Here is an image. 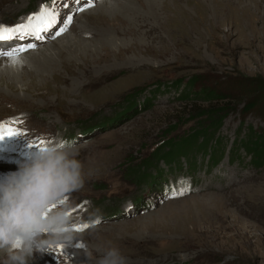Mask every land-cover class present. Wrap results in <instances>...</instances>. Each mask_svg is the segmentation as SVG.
I'll return each instance as SVG.
<instances>
[{"label":"rangeland","instance_id":"374dc122","mask_svg":"<svg viewBox=\"0 0 264 264\" xmlns=\"http://www.w3.org/2000/svg\"><path fill=\"white\" fill-rule=\"evenodd\" d=\"M104 1L72 14L68 30L52 38L63 44L43 41L18 57L53 45L49 50L63 53L54 56L55 73L28 78L30 68L9 79L2 74L7 58H0V123L16 121L10 127L24 134L0 141V154H7L0 181L32 158L41 139L54 138L74 141L84 179L68 197L72 230L89 227L73 231L60 250L34 252L28 264H96L98 246L117 248L125 264H264V167H253L243 149L250 131L264 136V119L244 116V104L236 103L219 131L196 140L192 133L209 125L197 116L214 104L187 96L193 79L194 91L262 96L256 89L264 87V0H157L147 28L120 32L109 55L100 46L95 56L67 55L68 39L113 32L110 23L86 18ZM45 2L0 0V25L25 21ZM118 3L142 13L146 0ZM72 4L57 0V28ZM76 21L91 34L75 35ZM26 41L0 43V51ZM63 60L73 62L75 75Z\"/></svg>","mask_w":264,"mask_h":264},{"label":"clouds","instance_id":"9594fccd","mask_svg":"<svg viewBox=\"0 0 264 264\" xmlns=\"http://www.w3.org/2000/svg\"><path fill=\"white\" fill-rule=\"evenodd\" d=\"M75 155L74 141L54 138L0 181V252L6 254L4 264H28L34 252L48 253L75 238L68 194L84 184L82 165ZM97 221L99 217L93 223ZM78 245L86 248L83 243ZM96 250L100 253L96 264H125L115 247L98 246Z\"/></svg>","mask_w":264,"mask_h":264},{"label":"bare ground","instance_id":"6f19581e","mask_svg":"<svg viewBox=\"0 0 264 264\" xmlns=\"http://www.w3.org/2000/svg\"><path fill=\"white\" fill-rule=\"evenodd\" d=\"M156 2H157V0H146V4L142 3V9H143L141 11L142 13H137L135 10L131 9L132 7L130 8L126 4H124L122 6L119 5L118 0H109L107 3H106V1H104L102 3V5H100V7L97 8L98 11L96 10V12H95L96 14L89 15L86 18H88V17L90 18V16H91L93 19H95L96 22H98V24L99 23H110L113 32L111 34H109L108 32H106V30L100 29L99 30L100 36L101 35H103V36L99 39H96V40L86 41L85 39L81 38L82 36L81 37L80 36L75 37L73 40L68 39L67 41H71V42H67V44H66L67 45L66 47H68V50H66V54L69 56H72V55L73 56L74 55L80 56L84 53L83 54L84 56L86 54H87V56H89V55L95 56V55H98V51L96 50L95 47L100 46L102 53L104 52L106 55H109L110 51L113 50L112 47L116 43L115 37L117 35H119L120 32H124V31L133 32V29L135 27H138L139 29H146L147 28L148 23H146V22H148V20H151V19H153L154 16H156V12H157V10L155 8ZM82 5H83V0H81L80 4H77V5L72 4V6L68 9L69 12L67 13V15H72L76 11V9L81 7ZM105 14L106 15L112 14V16H111L112 20L108 21L107 20L108 17L105 16ZM80 16L84 17L85 13H82ZM81 28H82V26L79 24L78 21H76V25L73 27L72 32L75 35H77L75 32L82 33V35L91 34V32L85 31V30H83V28L81 30ZM55 31H56L55 29H52L49 33H47V36L45 34L44 38L41 40L27 39L28 41H26V43L29 42V43L34 44L36 46L38 44H41L43 41H50L54 45L55 42L57 44H59V42H61V40H62V44H63L64 42H63L62 37L60 39L58 38L56 41H52L53 40L52 38L55 36L54 35ZM62 44H60L61 45L60 48H66L65 45H62ZM53 45L43 47V48H36V52L35 51L31 52L30 56H28V57L21 56L19 59H22V61H23L22 65H20L19 63L13 65L12 62L8 58L5 60H2V62H3L2 74L4 73L8 77L10 76L9 77V79H10V78H14L15 76H18V75L20 76V74H24L21 72H23L24 70L29 71L31 68L32 71L30 70L31 72H29V73H32V74H27L28 78H31L32 76H34V77L36 76V77H39V79H40L41 76H44L49 71L55 73L57 62L54 59L58 56H60V59H61L63 53H59L60 51L58 48V49H56L57 52L55 51V54H54L53 51L49 50L50 48H52ZM69 48H71V49H69ZM43 49H45V50L42 51ZM54 56H55V58H54ZM63 63H64V66L66 67L67 72L71 73L72 75H75L74 70L72 69L73 68V62L71 60H69V61H64ZM1 75H0V77H1ZM56 78L60 83H66L67 82V80L62 78L61 76H57ZM3 145L6 146V144H3ZM0 159L6 160L7 154L6 153L4 155L0 154ZM3 256L5 257V254L2 255V257ZM31 264H39V262H37V263L32 262ZM73 264H77V263L73 262Z\"/></svg>","mask_w":264,"mask_h":264},{"label":"trees","instance_id":"16d2710c","mask_svg":"<svg viewBox=\"0 0 264 264\" xmlns=\"http://www.w3.org/2000/svg\"><path fill=\"white\" fill-rule=\"evenodd\" d=\"M180 83L175 82V86L178 87ZM196 84V81L189 80L187 85H188V90L189 92L187 93L188 97H193L195 100L199 102H205L208 104H214V105H209L202 110L199 115L197 116L198 118H204L203 123H209L206 127L202 125L201 131H194L192 133V137L197 135L196 140L199 139H207L209 136H212L210 133L211 131L214 133L216 131H219L221 128L223 121L225 118L233 112V110L236 108V103L240 104L243 103L244 107L241 110L244 116L247 115H258L259 117H262L264 119V87H259L256 89V91L262 92L261 97H254V98H248L245 97V91L240 90L238 91L237 95H224L220 93H215L214 91L207 90L205 87H202L198 91H194V86ZM171 85V84H170ZM240 96V98H239ZM245 97V99H243ZM243 99V102H241ZM222 102H228L225 107H219L216 106V104H220ZM224 106V105H223ZM202 122V121H201ZM200 122V123H201ZM251 136L248 137V139L243 143L245 145V148H243L246 151V154L249 156V162L251 165L257 169H260L264 167V136L263 135H258L254 138V135L256 133H252L250 131ZM174 148V145H170ZM219 160L216 159L215 161L212 160V166L216 165Z\"/></svg>","mask_w":264,"mask_h":264},{"label":"snow or ice","instance_id":"6c2138e0","mask_svg":"<svg viewBox=\"0 0 264 264\" xmlns=\"http://www.w3.org/2000/svg\"><path fill=\"white\" fill-rule=\"evenodd\" d=\"M75 3L80 4L81 0H75ZM56 4L57 0H46L45 3L41 4L38 12L30 14L25 19V21L13 26L0 25V43L12 40L43 39L45 34L49 33L52 29L57 28L59 10L57 7H55ZM63 6L68 7L67 3H65ZM92 6V0H86L85 4L77 8L76 11L82 12ZM72 21L73 16L68 15L65 18L63 25L57 28L54 35L57 37L62 35L65 31L68 30V25H70ZM35 47L36 46L31 43L26 45L21 44L20 46L12 50L0 51V58H8L14 65L19 63L18 57L21 53L32 50ZM12 123H16V121L0 123V140H3L5 137H15L24 135L21 132L14 131L10 127V124ZM44 143H46V141L44 139H41L40 144ZM31 146L38 147L35 143L34 145L30 144V147ZM185 191H187V189H185ZM180 194L182 195L183 193ZM99 222L100 221H97L96 223L98 224ZM88 227V224H84L82 227H77L73 229V231H83ZM77 247H79V245H77ZM57 249L60 250V247H57Z\"/></svg>","mask_w":264,"mask_h":264}]
</instances>
